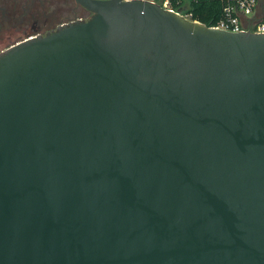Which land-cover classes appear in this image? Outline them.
Returning a JSON list of instances; mask_svg holds the SVG:
<instances>
[{
  "label": "water",
  "instance_id": "95a60500",
  "mask_svg": "<svg viewBox=\"0 0 264 264\" xmlns=\"http://www.w3.org/2000/svg\"><path fill=\"white\" fill-rule=\"evenodd\" d=\"M75 1L0 51V264H264V32Z\"/></svg>",
  "mask_w": 264,
  "mask_h": 264
},
{
  "label": "flooded vegetation",
  "instance_id": "af4514ba",
  "mask_svg": "<svg viewBox=\"0 0 264 264\" xmlns=\"http://www.w3.org/2000/svg\"><path fill=\"white\" fill-rule=\"evenodd\" d=\"M52 9H71L75 14L71 17L65 15L63 17L67 18L57 21L59 17L49 13ZM76 9L88 11L75 0H0V41L8 36L9 30L25 29V38L44 34L79 16L83 17L82 14L76 15Z\"/></svg>",
  "mask_w": 264,
  "mask_h": 264
},
{
  "label": "built area",
  "instance_id": "2783aa9c",
  "mask_svg": "<svg viewBox=\"0 0 264 264\" xmlns=\"http://www.w3.org/2000/svg\"><path fill=\"white\" fill-rule=\"evenodd\" d=\"M183 16H192L191 4L199 0H149ZM220 14L211 26L228 31L264 32V0H219ZM80 17L78 19H85ZM75 20V19H73Z\"/></svg>",
  "mask_w": 264,
  "mask_h": 264
},
{
  "label": "trees",
  "instance_id": "16d2710c",
  "mask_svg": "<svg viewBox=\"0 0 264 264\" xmlns=\"http://www.w3.org/2000/svg\"><path fill=\"white\" fill-rule=\"evenodd\" d=\"M84 10V9H83ZM193 18L204 22L207 25L215 23L220 14V1L219 0H199L196 3L191 4ZM90 11L84 10L83 17H89Z\"/></svg>",
  "mask_w": 264,
  "mask_h": 264
},
{
  "label": "rangeland",
  "instance_id": "374dc122",
  "mask_svg": "<svg viewBox=\"0 0 264 264\" xmlns=\"http://www.w3.org/2000/svg\"><path fill=\"white\" fill-rule=\"evenodd\" d=\"M53 11L49 12L50 14H54L56 18L59 17V19L57 21H60V20H63L67 17H63L65 15L71 17V16H74V11L71 10V9H52ZM79 14H82L84 15V10L83 9H76V15H79ZM9 34L8 36L3 39L2 41H0V49H3L4 47H6L7 45L17 41V40H20L22 39L25 34H27L25 32V29H21V28H18V29H15V30H9Z\"/></svg>",
  "mask_w": 264,
  "mask_h": 264
}]
</instances>
